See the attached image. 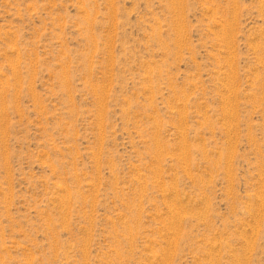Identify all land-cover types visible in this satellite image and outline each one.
<instances>
[{"label":"rangeland","instance_id":"374dc122","mask_svg":"<svg viewBox=\"0 0 264 264\" xmlns=\"http://www.w3.org/2000/svg\"><path fill=\"white\" fill-rule=\"evenodd\" d=\"M0 264H264V0H0Z\"/></svg>","mask_w":264,"mask_h":264}]
</instances>
